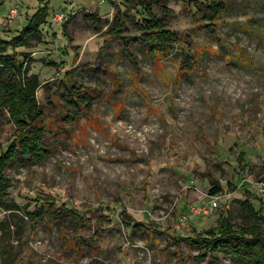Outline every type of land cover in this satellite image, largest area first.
<instances>
[{
	"label": "rangeland",
	"instance_id": "obj_1",
	"mask_svg": "<svg viewBox=\"0 0 264 264\" xmlns=\"http://www.w3.org/2000/svg\"><path fill=\"white\" fill-rule=\"evenodd\" d=\"M141 1L0 0L2 36L46 11L18 47L40 81L39 147L5 166L0 264H264L202 238L222 214L263 228L264 0L149 1L175 33L159 50L138 39ZM17 126L0 106L4 148Z\"/></svg>",
	"mask_w": 264,
	"mask_h": 264
},
{
	"label": "trees",
	"instance_id": "obj_2",
	"mask_svg": "<svg viewBox=\"0 0 264 264\" xmlns=\"http://www.w3.org/2000/svg\"><path fill=\"white\" fill-rule=\"evenodd\" d=\"M149 1L158 3V0H142L136 6L141 8L142 18L136 22V26L141 31L140 41L148 49L159 50L160 45L169 46L174 40L175 33L165 29L161 19H158L145 5ZM144 11V12H143ZM45 8H40L27 22L20 32L12 37L2 36L0 31V106L10 109L14 121L18 124L12 140L4 148L0 145V199L5 197L10 186L9 180L5 178V166L15 157V154H35L39 147V135L27 128L31 124L32 116L39 115L34 98V92L40 81L36 74H28L29 69L25 67L26 54L18 51V47H29L33 38L41 41L42 34L40 25L45 21ZM145 13V16H144ZM120 18L115 20L113 32L121 31ZM23 56L25 59H21ZM22 75L23 80L20 79ZM220 189L212 188L210 193L215 195ZM262 200V199H261ZM263 201V200H262ZM243 204L252 210L249 200H244ZM15 204L8 203L7 210H13ZM253 212V211H252ZM263 222V228L254 225L248 229L243 228L240 232L230 230L232 223L226 214L222 221L215 227L205 231L202 237L206 245L222 247L228 239L235 238L233 243L242 245L235 251L243 258H256L264 260V213L253 214ZM220 217V218H221ZM227 229V231H226ZM229 231V232H228ZM243 232V234H238ZM249 234L248 237L246 235Z\"/></svg>",
	"mask_w": 264,
	"mask_h": 264
},
{
	"label": "built area",
	"instance_id": "obj_3",
	"mask_svg": "<svg viewBox=\"0 0 264 264\" xmlns=\"http://www.w3.org/2000/svg\"><path fill=\"white\" fill-rule=\"evenodd\" d=\"M100 2H103V1H107V0H99ZM18 13V9L17 7H12L10 10H9V13H8V16H7V21H11ZM70 16V12L69 13H65V12H61V11H58V12H55L53 14V21L56 23V24H62L64 21H66ZM221 195H216L213 197V199H217L218 197H220ZM213 199L210 200L209 203H211L213 201ZM209 203L205 204L204 206H196L195 208V211L198 212V213H208V210H206V207H210Z\"/></svg>",
	"mask_w": 264,
	"mask_h": 264
},
{
	"label": "crops",
	"instance_id": "obj_4",
	"mask_svg": "<svg viewBox=\"0 0 264 264\" xmlns=\"http://www.w3.org/2000/svg\"><path fill=\"white\" fill-rule=\"evenodd\" d=\"M39 44V43H38Z\"/></svg>",
	"mask_w": 264,
	"mask_h": 264
}]
</instances>
